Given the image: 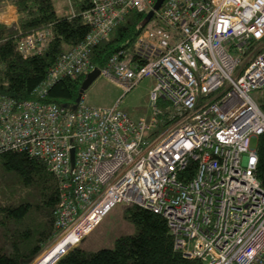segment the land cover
Wrapping results in <instances>:
<instances>
[{
  "label": "built area",
  "instance_id": "built-area-1",
  "mask_svg": "<svg viewBox=\"0 0 264 264\" xmlns=\"http://www.w3.org/2000/svg\"><path fill=\"white\" fill-rule=\"evenodd\" d=\"M92 1L83 12L89 32L50 67L34 90L39 98L0 94V152L26 151L59 179L53 237L36 261L60 248L45 262L55 264L124 204L164 216L186 256L264 264V189L251 144L264 132L253 95L264 89V0H162L158 8V0ZM131 11L143 15L132 48L98 66L93 49ZM38 34L19 39L23 54L42 49L55 31L43 44ZM96 68L125 93L153 78L154 114L136 119L119 104L44 100L56 80ZM160 99L171 111L164 128ZM191 161L197 166L186 178Z\"/></svg>",
  "mask_w": 264,
  "mask_h": 264
},
{
  "label": "trees",
  "instance_id": "trees-1",
  "mask_svg": "<svg viewBox=\"0 0 264 264\" xmlns=\"http://www.w3.org/2000/svg\"><path fill=\"white\" fill-rule=\"evenodd\" d=\"M14 5L17 20H0V94L17 101L38 99L35 88L47 79L59 55L82 42L90 30L83 12L92 0H66L67 10L60 13L55 0H0ZM51 27L55 35L42 49L22 54L18 48L23 36ZM143 26V15L131 11L125 20L95 46L91 58L104 66L108 58L124 53ZM84 77H62L48 89L45 101L72 106L79 97ZM264 111V102H259ZM169 103L160 99V128L169 123ZM258 162L255 175L264 189V132L257 139ZM197 166L191 161L183 175L191 177ZM60 186L58 177L39 158L26 151L0 152V264H29L50 241L54 233L55 210ZM125 216L136 226L135 233L119 236L113 248L88 251L75 246L55 264H207L186 256L175 248L167 219L138 205H129ZM33 264H45L37 260Z\"/></svg>",
  "mask_w": 264,
  "mask_h": 264
},
{
  "label": "rangeland",
  "instance_id": "rangeland-1",
  "mask_svg": "<svg viewBox=\"0 0 264 264\" xmlns=\"http://www.w3.org/2000/svg\"><path fill=\"white\" fill-rule=\"evenodd\" d=\"M58 11L60 13L67 10L66 0H55ZM10 2L5 1L3 8L9 5ZM155 81L151 77H146L141 80L131 91L125 93L124 89L118 86L115 82L100 75L86 89L83 97L85 101L91 105L109 107L114 104H119L120 108L126 110L133 118L138 119L141 116L150 117L154 114L149 99V93L153 89ZM258 102H264V89L253 93ZM120 100V101H119ZM252 146H256L257 138L251 139ZM129 205L117 204L112 207L109 212L103 216L101 221L86 235L78 244L81 248L88 251H96L101 248H113L116 239L124 234H132L136 231L135 224L125 216V209ZM45 246V245H44ZM45 255V262L54 255V252ZM44 252V249L36 256L29 264H33ZM47 259V260H46Z\"/></svg>",
  "mask_w": 264,
  "mask_h": 264
},
{
  "label": "water",
  "instance_id": "water-1",
  "mask_svg": "<svg viewBox=\"0 0 264 264\" xmlns=\"http://www.w3.org/2000/svg\"><path fill=\"white\" fill-rule=\"evenodd\" d=\"M162 0H158L155 8H158L160 6V3ZM152 15V12L149 13V16ZM100 76V69L96 68L94 71L90 72L86 78L82 81L81 87H80V93L79 97L77 98V101L80 100L81 96L85 93L86 89L92 84L94 80H96ZM74 158V151H72V159Z\"/></svg>",
  "mask_w": 264,
  "mask_h": 264
},
{
  "label": "crops",
  "instance_id": "crops-1",
  "mask_svg": "<svg viewBox=\"0 0 264 264\" xmlns=\"http://www.w3.org/2000/svg\"><path fill=\"white\" fill-rule=\"evenodd\" d=\"M17 17H18V14H17L16 7L12 4L7 5L0 11V20L7 24H10L16 21Z\"/></svg>",
  "mask_w": 264,
  "mask_h": 264
},
{
  "label": "bare ground",
  "instance_id": "bare-ground-1",
  "mask_svg": "<svg viewBox=\"0 0 264 264\" xmlns=\"http://www.w3.org/2000/svg\"><path fill=\"white\" fill-rule=\"evenodd\" d=\"M52 28L51 27H49V26H47V27H45V28H43V29H40V30H36V31H33V32H31V33H29V34H27V35H25V36H23L22 38H21V40H25L27 37H29V36H31L32 34H34V33H36V32H38L39 31V33L40 34H38L37 35V38L40 40V42H41V44H43V43H45V40H44V36H45V33H47L49 30H51ZM53 30V29H52ZM26 44V43H25ZM18 48H19V50L21 51V53L23 52V48L21 47V45L20 44H18ZM71 50V49H70ZM69 51V50H68ZM65 52H67V51H65ZM23 54V53H22ZM63 54V53H62ZM60 56V55H59ZM52 67V66H51ZM46 81V80H45ZM43 83V82H42ZM41 83V84H42ZM53 84V83H52ZM51 84V85H52ZM51 85L49 86V88L51 87ZM38 87V86H37ZM36 87V88H37ZM35 88V89H36ZM84 95V94H83ZM83 95L81 96V98L80 99H84V97H83ZM75 105H77V101L74 103ZM73 104V105H74ZM67 105V104H66Z\"/></svg>",
  "mask_w": 264,
  "mask_h": 264
},
{
  "label": "clouds",
  "instance_id": "clouds-1",
  "mask_svg": "<svg viewBox=\"0 0 264 264\" xmlns=\"http://www.w3.org/2000/svg\"><path fill=\"white\" fill-rule=\"evenodd\" d=\"M86 76H87V75H86ZM86 76L83 78V80L86 78ZM83 80H82V81H83ZM81 84H82V83H81ZM45 245H46V244H45ZM76 246H77V245H76ZM43 248H44V247H43Z\"/></svg>",
  "mask_w": 264,
  "mask_h": 264
}]
</instances>
